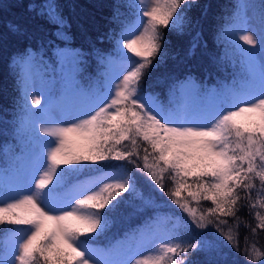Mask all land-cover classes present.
Listing matches in <instances>:
<instances>
[{"label": "snow or ice", "instance_id": "6c2138e0", "mask_svg": "<svg viewBox=\"0 0 264 264\" xmlns=\"http://www.w3.org/2000/svg\"><path fill=\"white\" fill-rule=\"evenodd\" d=\"M192 6L136 0L114 49L98 53L100 78L85 89L78 77L86 54L70 45L59 5L47 0L42 14L64 42L50 45L63 98L52 88L31 91L34 81H24L21 128L36 135L26 162L10 175L0 172V264H236L240 228L264 232V4L258 20L238 14L223 33L242 72L238 84L212 93L211 103L191 106L175 93L165 103L143 86L163 55L162 29L184 34ZM185 85L188 94L198 88ZM45 92V106L37 107ZM111 161L126 164L105 163ZM86 173L96 175L81 179ZM144 188L166 195L183 215L173 213L172 228L153 232L136 250L93 247L127 199L123 193L154 203ZM245 209L254 224L241 221ZM193 226L215 231L189 238ZM244 252L264 264V251L247 236Z\"/></svg>", "mask_w": 264, "mask_h": 264}, {"label": "trees", "instance_id": "16d2710c", "mask_svg": "<svg viewBox=\"0 0 264 264\" xmlns=\"http://www.w3.org/2000/svg\"><path fill=\"white\" fill-rule=\"evenodd\" d=\"M253 11L260 15L264 0H247ZM133 0H55L59 5L70 45L86 54L84 71L78 77L82 88L87 89L103 72L98 53L111 52L115 46L121 26L133 19ZM193 6L188 15L192 19L191 27L184 34L178 35L162 29L165 37L163 55L157 67L148 70L143 86L147 91L167 102L170 93L180 97L178 86L182 82H193L198 86L199 98L209 90L223 89L240 82L241 65L231 55L230 46L223 39V33L236 22L241 15L240 0H190ZM47 0H0V169L9 174L16 169L15 155L25 154L33 146V139L26 137L27 129L21 128L23 80L28 64L40 74L47 76L50 84H55L53 94L62 99L61 72L56 64L54 49L50 45L64 46V42L53 36L56 28L48 24L42 14ZM199 33V36H197ZM225 45L223 48L222 46ZM195 45V47H193ZM30 52L34 58H24ZM52 85V84H51ZM194 95L196 97L197 95ZM201 100V104H202ZM200 104H197V106ZM33 135V134H32ZM31 135V136H32ZM105 163L126 164L125 161ZM127 167L137 175L131 166ZM96 173H86L81 179ZM167 183V182H166ZM258 184V181H257ZM145 198H152L154 203L144 205L133 200L128 193L125 202L112 213L111 222L105 233L93 243V247L111 249L117 245L136 239L139 228L152 227L154 222L171 229L175 223L173 213H180L166 195L159 191L151 193L144 188ZM119 199V198H118ZM210 202H201L207 207ZM196 207L195 204L192 205ZM241 221L255 223L247 210L240 213ZM231 222V218H230ZM209 229L215 231L209 226ZM195 229L189 238L201 231ZM4 234L0 228V236ZM249 238V245L255 242L264 251V232L256 236L244 227L240 228V250L233 252L231 259L236 264H252L244 252V237ZM189 259L202 261V254L190 253ZM255 264H260L256 261Z\"/></svg>", "mask_w": 264, "mask_h": 264}, {"label": "rangeland", "instance_id": "374dc122", "mask_svg": "<svg viewBox=\"0 0 264 264\" xmlns=\"http://www.w3.org/2000/svg\"><path fill=\"white\" fill-rule=\"evenodd\" d=\"M241 2V6H240V13L241 15L240 16H244V15H247L248 17H251L253 19H257L258 20V17H259V14L255 13L253 11V8L251 7V2L249 3L247 0H240ZM136 3V0H133L132 2V5H134ZM133 15L136 14V9L133 7ZM242 43V42H241ZM223 45V44H222ZM223 48L225 47V45L222 46ZM131 55V54H129ZM26 64H28V69H26L25 71V79L28 80L29 84L31 85L34 81V87L30 88L31 91H41L43 89H47V88H52L55 89L56 86L55 84L53 83L52 81V85L50 84L47 76H45L44 74H40L38 73L36 70L34 71V67L31 66V64L25 62ZM59 71H60V68L58 67ZM25 79L23 80V85H24V81ZM182 86H185L182 88ZM179 91H180V97L183 95L186 97L187 99V103L191 106H197V104H200L201 105V100H202V104H208V103H211L212 101V93H214V90H209L208 92H205L203 94V96L201 98H199V94H196V91L194 92H191V94H188L189 93V89L188 87L185 85V81L182 82L179 86ZM197 95L196 97H194V95ZM47 98V93L45 92V95L42 96L41 98V105L40 106H37V107H43L45 106V100ZM30 99V97L28 98ZM20 106L21 108H23V105L26 103V100H25V95H24V86H23V90H22V99L20 100ZM36 109L33 108V111H35ZM22 111V110H21ZM23 115V113H22ZM21 115V117H22ZM28 130V129H27ZM33 134V135H32ZM31 137L32 139L34 138V136L36 135L34 132L28 130L27 134H26V137ZM32 135V136H31ZM42 135V134H41ZM27 154L28 152H25V154H21V152H19L18 154L15 155L16 157V163H15V166H16V169H19L21 167V165H23L25 162H26V157H27ZM14 170V171H15ZM0 172H3L1 169H0ZM12 173V172H11ZM9 173V175L11 174ZM164 227L162 225H160V223L158 222H154L153 226L150 228V227H146V228H139V230H137L136 232V239L132 242V244H130V242H127V243H124L123 245H121L120 247H123L125 249H132V250H136L138 249V247L141 245V243L143 242V240L147 239L150 237V235L157 231V230H160V229H163ZM3 237H4V234L2 236H0V249L3 248ZM119 246V245H117ZM116 246V247H117ZM114 247V248H116ZM98 248V247H96ZM114 248H111V249H114ZM100 249V248H99ZM110 248L109 249H106V250H111Z\"/></svg>", "mask_w": 264, "mask_h": 264}]
</instances>
